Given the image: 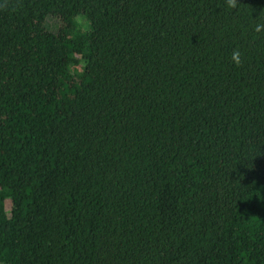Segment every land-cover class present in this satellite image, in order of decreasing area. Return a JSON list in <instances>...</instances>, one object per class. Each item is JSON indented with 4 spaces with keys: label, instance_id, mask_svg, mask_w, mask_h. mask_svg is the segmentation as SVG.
I'll return each instance as SVG.
<instances>
[{
    "label": "trees",
    "instance_id": "1",
    "mask_svg": "<svg viewBox=\"0 0 264 264\" xmlns=\"http://www.w3.org/2000/svg\"><path fill=\"white\" fill-rule=\"evenodd\" d=\"M257 23L264 0H0V264H264Z\"/></svg>",
    "mask_w": 264,
    "mask_h": 264
},
{
    "label": "clouds",
    "instance_id": "2",
    "mask_svg": "<svg viewBox=\"0 0 264 264\" xmlns=\"http://www.w3.org/2000/svg\"><path fill=\"white\" fill-rule=\"evenodd\" d=\"M226 6L230 9H236L239 6V0H226ZM253 30L258 34L264 33V23H257ZM231 60L236 67H240L242 65L243 59L239 49L233 50Z\"/></svg>",
    "mask_w": 264,
    "mask_h": 264
},
{
    "label": "rangeland",
    "instance_id": "3",
    "mask_svg": "<svg viewBox=\"0 0 264 264\" xmlns=\"http://www.w3.org/2000/svg\"><path fill=\"white\" fill-rule=\"evenodd\" d=\"M79 21H80L81 26L83 28H86L85 22L82 19L81 20L79 19ZM46 26H47L48 30H50L51 32H55L58 28V23L55 19L48 18L46 21ZM5 207H6V210L10 209V201L9 200L6 201Z\"/></svg>",
    "mask_w": 264,
    "mask_h": 264
}]
</instances>
